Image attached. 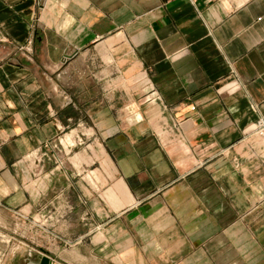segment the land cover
<instances>
[{"label": "crops", "instance_id": "crops-1", "mask_svg": "<svg viewBox=\"0 0 264 264\" xmlns=\"http://www.w3.org/2000/svg\"><path fill=\"white\" fill-rule=\"evenodd\" d=\"M260 119L264 0H0V262L264 264Z\"/></svg>", "mask_w": 264, "mask_h": 264}, {"label": "water", "instance_id": "water-1", "mask_svg": "<svg viewBox=\"0 0 264 264\" xmlns=\"http://www.w3.org/2000/svg\"><path fill=\"white\" fill-rule=\"evenodd\" d=\"M65 57H71V54L68 50L65 54ZM40 264H52V261L47 255H42L40 257Z\"/></svg>", "mask_w": 264, "mask_h": 264}, {"label": "built area", "instance_id": "built-area-1", "mask_svg": "<svg viewBox=\"0 0 264 264\" xmlns=\"http://www.w3.org/2000/svg\"><path fill=\"white\" fill-rule=\"evenodd\" d=\"M256 133L260 136H264V119H260L257 122Z\"/></svg>", "mask_w": 264, "mask_h": 264}, {"label": "rangeland", "instance_id": "rangeland-1", "mask_svg": "<svg viewBox=\"0 0 264 264\" xmlns=\"http://www.w3.org/2000/svg\"><path fill=\"white\" fill-rule=\"evenodd\" d=\"M0 264H8L7 262H5V261H2V262H0Z\"/></svg>", "mask_w": 264, "mask_h": 264}, {"label": "bare ground", "instance_id": "bare-ground-1", "mask_svg": "<svg viewBox=\"0 0 264 264\" xmlns=\"http://www.w3.org/2000/svg\"><path fill=\"white\" fill-rule=\"evenodd\" d=\"M70 136H68V139L70 140V138H69Z\"/></svg>", "mask_w": 264, "mask_h": 264}]
</instances>
